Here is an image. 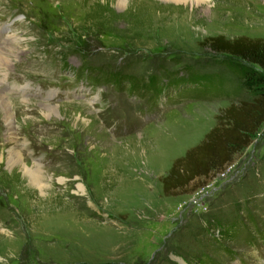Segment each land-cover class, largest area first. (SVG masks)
I'll list each match as a JSON object with an SVG mask.
<instances>
[{"label":"rangeland","instance_id":"rangeland-1","mask_svg":"<svg viewBox=\"0 0 264 264\" xmlns=\"http://www.w3.org/2000/svg\"><path fill=\"white\" fill-rule=\"evenodd\" d=\"M119 1L0 0V44L8 34L25 39L3 85L13 103L11 142L0 107V264H196L202 255L216 264H264L263 250L223 239L219 246L207 233L211 218L246 228L247 210L264 227V125L204 188L165 197L160 178L231 100L149 111V96L91 87L85 73L220 74L232 90L221 64L227 58L207 40L264 37V0ZM23 97L34 104L23 106ZM44 101L58 111L45 118ZM10 148L28 168L40 167L39 185L8 163Z\"/></svg>","mask_w":264,"mask_h":264},{"label":"trees","instance_id":"trees-1","mask_svg":"<svg viewBox=\"0 0 264 264\" xmlns=\"http://www.w3.org/2000/svg\"><path fill=\"white\" fill-rule=\"evenodd\" d=\"M207 44L215 54L227 58L221 64L234 79L235 88L232 90L222 88L220 74L185 71L137 78L126 77L119 72L103 68L85 69L91 87L109 85L119 94L126 93L128 88L130 90L128 95L136 96L138 99L149 96L148 100L153 101L149 111L175 106L184 101L231 100V103L216 116L214 126L203 139L183 155L175 158L167 172L160 178L165 197L191 195L204 188L214 176L225 172L232 164L234 156L251 144L252 139L264 125V37L241 36L229 39L216 36L209 37ZM80 69L83 70L84 67ZM159 81L160 87L154 94L152 92L157 89ZM245 95L248 98H242ZM247 205H250V202ZM246 212L250 221L246 223L248 224L246 228L241 222L232 230L230 228L235 224L231 223L232 220L224 225L218 219L211 218L208 221L210 228L207 233L219 246L223 239L243 242V247L253 252L264 251V243L258 241L259 236L264 237V227L255 221L248 210ZM255 241L258 242L260 249H257ZM192 263L216 264L205 255L196 257Z\"/></svg>","mask_w":264,"mask_h":264},{"label":"bare ground","instance_id":"bare-ground-1","mask_svg":"<svg viewBox=\"0 0 264 264\" xmlns=\"http://www.w3.org/2000/svg\"><path fill=\"white\" fill-rule=\"evenodd\" d=\"M160 1L165 2V3H173V4H185L187 2H190L191 0H160ZM119 2H120V5H122L121 7H123L124 2L122 0H120ZM195 4H197V1H195ZM6 30L8 33L10 29L8 30L6 27L2 29V31H6ZM24 40L25 39L23 35L15 36L13 34H10V35L8 34L4 36V40L0 44V107H1V110L5 113V116H3L2 118H3V122L5 123V129L7 131V136L9 137V141L15 137L16 128H15V121L13 120L12 110H11V104L13 103H11L10 100L7 98L6 92H4L3 85L4 83H6L5 82L6 81L5 72L7 69L9 70L7 66H9L11 64V61L16 57L18 46L24 43ZM8 90L12 92L11 94H15L19 92V90H22V87L21 88L18 87V89L16 87H10ZM28 90L29 88H24L23 91H21L22 96H27ZM29 102L31 101H29L25 97L19 100V103L22 104L23 106H31L32 103L34 104V102H32L31 104H29ZM55 111H58V106L49 104L46 101L40 102L38 104V112H40L45 118L48 116V114L54 113ZM21 115L23 116V114ZM8 155L10 158L8 159V163H10L12 167L13 166L22 167L24 172L30 177V180L32 181L33 179V182L38 183V184L36 183L34 184L39 185V182L41 180L40 167H38L37 165H33L31 168H28L26 165H24L20 151H16L15 148L14 149L10 148L8 150ZM39 187L41 188V186Z\"/></svg>","mask_w":264,"mask_h":264}]
</instances>
